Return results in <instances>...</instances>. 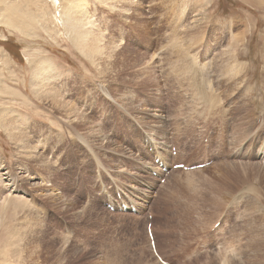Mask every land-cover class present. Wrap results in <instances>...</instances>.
Returning a JSON list of instances; mask_svg holds the SVG:
<instances>
[{
	"label": "rangeland",
	"instance_id": "1",
	"mask_svg": "<svg viewBox=\"0 0 264 264\" xmlns=\"http://www.w3.org/2000/svg\"><path fill=\"white\" fill-rule=\"evenodd\" d=\"M69 1L77 0H0V264H163L150 221L165 264H264V161L255 155L264 143V0H82L93 25L84 44L66 22ZM46 66L79 114L35 92ZM91 125L116 143H93ZM182 130L191 136L175 139ZM11 132L40 144L54 165L24 154ZM146 133H172L173 149L185 144L163 165L206 166L170 176ZM139 159L166 183L156 172L139 180ZM239 161L254 167L240 174ZM146 189L154 196L144 198ZM120 192L138 214L106 206Z\"/></svg>",
	"mask_w": 264,
	"mask_h": 264
},
{
	"label": "bare ground",
	"instance_id": "2",
	"mask_svg": "<svg viewBox=\"0 0 264 264\" xmlns=\"http://www.w3.org/2000/svg\"><path fill=\"white\" fill-rule=\"evenodd\" d=\"M101 1H103L104 3H106V2H114V0H101ZM70 2V4L68 5L67 4V6H69V7H66L65 9V15L67 16H65L66 17V22L70 25V27H71V29H72V33H73V35L75 36V38H76V41H80V44H84V43H86L87 41L86 40H88V41H90V39H89V35H90V33L92 32V27H93V25H92V23H91V18H90V16H89V13L87 12V10H86V8H85V3L82 1V0H77V1H69ZM59 3H60V0H59ZM82 4H84L83 5V7H84V10L82 9V10H79V8H80V6H82ZM66 6V5H65ZM196 9V8H195ZM200 13V12H199ZM199 13H197L196 14V16L193 18V20H192V23L194 24V25H197V24H199L202 20H203V17L199 14ZM206 13V12H205ZM204 13V14H205ZM181 17V16H180ZM61 23H65V22H63V20L61 21ZM191 23V24H192ZM62 24V25H63ZM60 26V25H59ZM98 37H99V39L101 40V41H104V36H103V34L101 33V34H99L98 35ZM183 44V43H182ZM229 45V44H228ZM229 47V46H228ZM225 50V49H224ZM228 50V49H227ZM219 51V50H218ZM231 52V51H230ZM99 56L101 55H103L104 54V52L101 50V51H99ZM106 56V55H105ZM110 56V55H109ZM97 57V56H96ZM97 58H99V57H97ZM94 60H95V62H97V59L96 58H94ZM188 60V59H187ZM152 62H153V58H152V60H151ZM189 62V61H188ZM100 66V65H99ZM107 68V67H106ZM175 68V67H174ZM193 70V69H192ZM230 71V70H229ZM236 71H238V70H236ZM231 72V71H230ZM229 72V73H230ZM55 73V72H54ZM228 73V72H227ZM228 73V74H229ZM185 75V74H184ZM234 76V75H233ZM228 77V76H227ZM181 78V77H180ZM192 78V77H191ZM50 79H52V76H51V72H50V70H49V66H46V67H43V68H41L40 69V71L39 72H37V74L35 75V83H34V90H35V92L36 93H38L39 94V96H43L46 100H48L52 105H54V106H58V107H60V108H62L63 109V107L64 108H66L65 110H66V113H67V115L69 116V114L70 115H76V114H79V109L75 106V105H73V104H71V103H69L68 101H65V103H64V100H62V98L60 97V94L58 95L57 93L58 92H56V90H54V88H53V86L51 85V82H50ZM193 81H194V79H193ZM218 81V80H217ZM183 82V81H182ZM198 82V81H197ZM191 84V83H190ZM189 84V85H190ZM218 84V83H217ZM195 86V85H194ZM33 87V86H32ZM196 87V86H195ZM178 88V87H177ZM210 88V87H209ZM182 89V88H181ZM176 91V90H175ZM204 91V90H203ZM207 91V90H206ZM182 92V91H181ZM208 92V91H207ZM217 92V91H216ZM190 94V93H189ZM62 95V94H61ZM123 95V94H122ZM121 95V96H122ZM183 95V94H182ZM196 95V94H195ZM216 95V94H215ZM199 97V96H198ZM230 97V96H229ZM130 98V97H129ZM200 98V97H199ZM121 99H123L124 100V97L122 96L121 97ZM122 100V101H123ZM192 100V99H191ZM123 102H128L127 100H126V97H125V100L123 101ZM222 102V101H221ZM63 103V104H62ZM218 104V103H217ZM188 105V104H187ZM209 105V104H208ZM198 106V105H197ZM197 106H195V107H197ZM210 106V105H209ZM214 106H216V104L214 105ZM191 108V107H190ZM156 109V108H155ZM158 110V109H157ZM206 110V109H205ZM218 110V109H217ZM152 111V110H151ZM181 111V110H180ZM180 111H179V113H180ZM185 111V110H184ZM193 111V110H192ZM191 111V112H192ZM195 111H196V109H195ZM201 111V110H200ZM126 112V111H125ZM174 112V111H173ZM176 112V111H175ZM185 113V112H184ZM205 113H207V112H205ZM215 113H216V110H215ZM144 114V113H143ZM189 114H193V113H189ZM198 114V113H197ZM211 114V113H210ZM140 115V114H139ZM155 115H157V116H159V113H157V111H156V114ZM177 115V114H176ZM185 115V114H184ZM188 115V114H187ZM154 116V115H153ZM193 116V115H192ZM141 117V116H140ZM182 117V116H181ZM194 118V117H193ZM207 118H208V116H207ZM210 118V117H209ZM187 120H190V119H187ZM214 120V119H213ZM186 121V120H185ZM196 121V120H195ZM133 122V121H132ZM184 122V121H183ZM178 123H179V121H178ZM185 123V122H184ZM191 123V122H190ZM204 124V123H203ZM6 125H7V127L8 128H13V127H11V125L9 124V123H6ZM162 125V124H161ZM175 125V124H174ZM179 126H181V125H179ZM165 127V126H164ZM178 127V126H177ZM14 128L16 129V130H18V131H21L19 128L20 127H18V125L17 124H15V126H14ZM14 128H13V130H14ZM89 129H90V133H86L85 134V136L88 138H90L89 140H91V141H93V143L95 142V141H97V138H99V140H100V143L102 144V143H104V142H109V143H114L115 141H114V139H112L113 137H111L110 135H109V133L108 134H106V133H104L103 131H101L99 128H95V129H93V126L91 125L90 127H88ZM178 129V128H177ZM177 131V130H176ZM180 131H181V129H180ZM183 131V130H182ZM189 131V130H188ZM192 131V130H191ZM190 131V132H191ZM242 131V130H241ZM169 132V131H168ZM197 132V131H196ZM201 132H203V131H201ZM199 133V132H198ZM10 135H11V137L13 138V139H15L14 141L18 144L17 146H19V148H20V150L22 151V152H24V154H30V153H36V154H38V155H34V156H31L32 158H37V159H40L43 155L42 154H40V153H38L39 151V146L38 145H40V144H35V143H30L28 140H27V138H25V136H24V133H13V132H11V133H9ZM151 134H154V135H157L158 137V139H159V141H155V139L151 136ZM170 134V135H169ZM175 134H177V138L175 137V139H177V140H179V137H181V136H187L186 138L188 139L191 135H189L190 133H185L184 131H183V133H174V135ZM146 137L148 138V140L152 143L151 145H152V148L151 149H154L155 150V155H156V157L157 158H160L161 160H163V161H165L166 160V156H167V152L168 153H170L171 152V150H170V147H171V141L173 140H170V138H171V135H172V133H146ZM156 137V136H155ZM173 137V136H172ZM173 137V138H174ZM194 137V136H193ZM72 138V137H71ZM182 138V137H181ZM203 138V137H202ZM174 139V140H175ZM193 139V138H192ZM230 139V138H229ZM183 140H184V138H183ZM194 140V139H193ZM13 141V142H14ZM185 141H186V139H185ZM184 141V142H185ZM188 141V140H187ZM189 141H191V140H189ZM240 140H238V142H239ZM178 142V141H177ZM235 142V141H234ZM263 142V141H262ZM116 143V142H115ZM179 143L181 144V142H178V146H179ZM230 143V142H229ZM233 143V142H232ZM86 144V143H85ZM91 144V143H90ZM175 144H176V146H177V143L175 142ZM174 144V145H175ZM182 144H184L183 143V141H182ZM192 144V141H191V143H190V145ZM240 144V143H239ZM263 144L264 143H262V146H261V148H260V150L258 151V152H256L257 154H255L256 155V158H257V160H258V164H262V163H260V162H262V161H264V151L262 152V147H263ZM173 145V144H172ZM185 145V144H184ZM184 145H182V146H184ZM189 145V144H188ZM182 146L180 147L179 146V152L181 153V152H183L184 153V151L183 150H185V149H183L182 151H181V148H182ZM56 147V146H55ZM106 147V146H105ZM118 147V146H117ZM185 147V146H184ZM159 148H161L160 150H159ZM15 149V148H14ZM75 149V148H74ZM91 149V148H90ZM129 149V148H128ZM128 149H124V150H128ZM212 149V148H211ZM225 149V148H224ZM223 149V150H224ZM92 150V149H91ZM161 150H163V151H161ZM187 150H188V148H187ZM199 150V149H198ZM210 150V149H209ZM222 150V149H221ZM38 151V152H37ZM129 151V150H128ZM107 152V151H106ZM121 152V151H120ZM223 152H226L225 150L224 151H222V153ZM237 152V151H236ZM17 153V152H16ZM145 153V152H144ZM179 153V154H180ZM210 153V152H209ZM245 153V152H244ZM248 153V152H247ZM244 154V158H247V156L249 155V153L248 154ZM154 154V153H153ZM173 154V153H172ZM182 154V153H181ZM150 155V154H149ZM237 155H239L238 154V152H237ZM180 156V155H179ZM224 156V155H223ZM130 157V156H129ZM181 157V156H180ZM230 157V156H229ZM137 158V157H136ZM175 158H176V156H175ZM174 158V159H175ZM179 158V157H178ZM182 158V157H181ZM249 158V157H248ZM42 159V164L43 165H51V163H52V165H54L53 164V162L52 161H50V159L47 157V156H45V157H43V158H41ZM155 159V158H154ZM208 159V158H207ZM250 159V158H249ZM69 160H71V159H69ZM129 160V159H128ZM140 161H142V159H139ZM225 160V159H224ZM224 160H222V161H224ZM256 160V159H255ZM206 161V160H205ZM40 162V163H41ZM226 162V161H225ZM232 162V161H231ZM139 163V162H138ZM257 163V162H256ZM102 164V163H101ZM168 164V163H167ZM188 164V163H187ZM173 165V164H172ZM227 165H231V164H228V163H226L223 167L224 168H226V166ZM237 165H238V163H237ZM164 166H167V165H165L164 164ZM256 166H257V164H256ZM262 166V165H261ZM229 167V166H228ZM253 167H254V164L253 163H249V162H243V161H239V165L236 167L235 165L233 166V169H235L234 171H236V172H240V174H242L244 171L246 172L247 171V169H253ZM260 167V166H259ZM51 168V166L49 167V169ZM140 170L141 171H139L138 172V177L140 178L139 180H142V179H145L146 177H148L149 176V174L148 173H151V172H153V171H156V172H158L159 174H160V176L164 173H162L160 170H159V168H158V166L156 165V164H154V163H152L151 161H148V160H146L145 162L144 161H142L141 162V166H140ZM232 168V167H231ZM256 168V167H255ZM162 169V168H161ZM221 169V168H220ZM219 169V170H220ZM260 169V168H259ZM224 170V171H223ZM223 170H220V175H225L226 173H229V171L228 172H225V169H223ZM172 171H179V169L178 170H172ZM201 172V169L199 170V169H197L195 172ZM12 172V171H11ZM120 172V171H119ZM176 172H174V174L176 173ZM188 172V173H187ZM186 173L187 174H189V171H187ZM191 172H194V171H190V173ZM199 172V173H200ZM203 172V171H202ZM260 172H261V170H260ZM7 175H6V177H7V179H9L8 177L10 176V174H9V172H5ZM101 173V172H100ZM181 173V172H180ZM185 173V174H186ZM199 173H197V174H199ZM98 174V173H97ZM171 174H173V172L171 173ZM192 174V173H191ZM170 175V174H169ZM180 175V174H179ZM193 175V174H192ZM222 175V176H223ZM259 175H260V173H259ZM3 176V175H2ZM188 176V175H187ZM257 176H258V173H257ZM180 177L182 178V175H180ZM254 177V176H253ZM252 177V181H253V178ZM25 178H27V177H25ZM29 179H36L34 176H30V177H28ZM176 178V177H175ZM190 178H192V176L190 177ZM260 177L258 176V179H259ZM183 180V179H182ZM251 180L250 181H247L246 183H247V185H248V187L253 191L254 190V185H253V183L251 182ZM176 181V180H175ZM181 181V180H180ZM256 181V180H255ZM38 181H35L34 182V185L35 184H39V183H37ZM140 182V181H139ZM150 182V181H149ZM28 183V182H27ZM129 183V182H128ZM135 188V189H137L138 191H140V187L139 186H137V185H132L131 186V188ZM148 187H149V185H148ZM158 187V186H157ZM192 187V186H191ZM124 188V187H123ZM155 188H156V186H155ZM164 188H166L165 187V185H164V187H162L161 188V190H160V192L162 191V189H164ZM145 189V188H144ZM196 189H197V187H196ZM142 190V189H141ZM156 190V189H155ZM154 190V191H155ZM158 190V189H157ZM166 190V189H165ZM59 191V190H58ZM116 191V190H115ZM127 191V190H126ZM164 191V190H163ZM163 191H162V194H163ZM167 191V190H166ZM244 191V190H243ZM160 192H159V194H160ZM129 193V192H128ZM152 193V192H151ZM151 193H149L148 192V190L146 189L142 194H143V197L144 198H146V197H148L149 196V198H151V197H153L154 195H151ZM61 194V193H60ZM161 194V196L160 197H162L163 195ZM165 195H166V193H165ZM159 196H158V198H159ZM167 196H169L170 197V195H167ZM126 197V196H125ZM166 198V197H165ZM24 199V198H23ZM157 199V198H156ZM163 200V197H162V199L160 200V201H162ZM142 201V200H141ZM146 201V200H145ZM148 201V200H147ZM157 201V200H156ZM159 201V200H158ZM226 200H224L223 202H225ZM25 202V201H24ZM155 202V201H154ZM164 202V201H163ZM146 203V202H145ZM155 204H157V203H155ZM160 204H162V202H160ZM130 205H132V203H130L129 204V206ZM139 205V204H138ZM132 206H134V205H132ZM136 207V206H135ZM139 207L141 208L142 206H140L139 205ZM20 208V207H19ZM248 208V207H247ZM246 208V209H247ZM20 209H22V208H20ZM23 210V209H22ZM22 210H20L21 212H24V211H22ZM137 210H138V208H137ZM172 211V210H171ZM19 212V211H18ZM138 212H139V210H138ZM144 212V211H143ZM196 212V211H195ZM220 213L221 212H217V213H215L216 215V217L217 218H220L219 217V215H220ZM18 214V213H17ZM23 214V213H22ZM175 214V213H174ZM193 215V214H192ZM196 215V214H195ZM212 215V214H211ZM214 215V214H213ZM197 216V215H196ZM214 216V217H215ZM221 216V215H220ZM15 217V216H14ZM186 217H188V216H186ZM207 217V216H206ZM199 218V217H198ZM204 218H205V216H204ZM208 218V217H207ZM216 218V219H217ZM164 219V218H163ZM166 219V218H165ZM202 220V219H201ZM218 220V219H217ZM166 221V220H165ZM207 221V220H206ZM209 221V220H208ZM152 222V221H151ZM152 224V226H153V228H154V225H157V223L156 222H154V225H153V222L151 223ZM194 224H196V223H194ZM262 225V224H261ZM196 225H194V227H195ZM214 226H215V224H214ZM133 227V226H132ZM135 227V226H134ZM192 228V227H191ZM194 229V228H193ZM195 230V229H194ZM20 233V232H19ZM24 233V232H23ZM177 233V232H176ZM155 234H156V236L158 235V232L157 231H155ZM21 236V235H20ZM158 237H159V235H158ZM241 237V236H240ZM21 238V237H20ZM220 238H221V236H220ZM228 240V239H227ZM231 240V239H230ZM19 241V240H18ZM159 241V240H158ZM219 242V241H218ZM228 242V241H227ZM226 242V243H227ZM233 242V241H232ZM221 243V242H220ZM214 244V243H213ZM218 244V243H217ZM158 245H159V242H158ZM222 245H223V242H222ZM228 245H230V243L228 244ZM229 247V246H228ZM156 248H157V245H156ZM224 248V247H223ZM230 248V247H229ZM241 248V247H240ZM216 249H217V247H216ZM220 249V248H219ZM228 249V248H227ZM230 249H232V248H230ZM229 249V250H230ZM233 250V249H232ZM226 252V251H225ZM228 252H233V251H228ZM223 254H224V251L222 252ZM213 254V253H212ZM219 254V253H218ZM226 254H227V252H226ZM236 254V253H235ZM231 255V254H230ZM233 255V254H232ZM239 255V254H238ZM237 255V256H238ZM218 256V255H217ZM221 256H222V254H221ZM225 257V256H224ZM223 257H221V259H222ZM226 258V257H225ZM228 258L229 257H227V260H228ZM224 259V258H223ZM220 261V260H219ZM226 261V260H225ZM230 261V260H229ZM221 262V261H220ZM245 262H247V261H245ZM225 263H228L227 261L225 262ZM224 264V263H223Z\"/></svg>",
	"mask_w": 264,
	"mask_h": 264
},
{
	"label": "built area",
	"instance_id": "3",
	"mask_svg": "<svg viewBox=\"0 0 264 264\" xmlns=\"http://www.w3.org/2000/svg\"><path fill=\"white\" fill-rule=\"evenodd\" d=\"M57 4H59V3H57Z\"/></svg>",
	"mask_w": 264,
	"mask_h": 264
}]
</instances>
